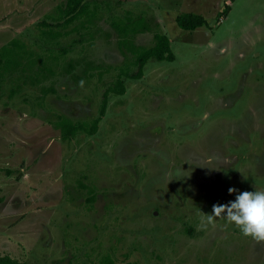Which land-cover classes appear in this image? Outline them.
Returning a JSON list of instances; mask_svg holds the SVG:
<instances>
[{"label": "rangeland", "instance_id": "374dc122", "mask_svg": "<svg viewBox=\"0 0 264 264\" xmlns=\"http://www.w3.org/2000/svg\"><path fill=\"white\" fill-rule=\"evenodd\" d=\"M63 1L0 0V47L24 48L10 45L12 73L0 65V255L264 264V240L223 214L207 221L213 205L264 191V0H103L92 24L51 39L60 27L36 24ZM184 12L206 24L181 29ZM138 18L150 31L133 42L161 32L173 58L147 60L133 79L112 23ZM120 67L126 90L109 96L97 131L63 140L58 116L90 124Z\"/></svg>", "mask_w": 264, "mask_h": 264}, {"label": "trees", "instance_id": "16d2710c", "mask_svg": "<svg viewBox=\"0 0 264 264\" xmlns=\"http://www.w3.org/2000/svg\"><path fill=\"white\" fill-rule=\"evenodd\" d=\"M103 0H64L61 4L56 6V13L52 17V22H39L36 25H44L51 27H57L60 31L51 33V39H55L61 34L68 35L69 32L66 30L69 26L73 25L76 21L81 22L82 27H86L85 24H92V22L98 18L97 13L99 12L100 3ZM227 8L225 9L226 13ZM228 11V10H227ZM144 19L138 18L136 20L126 21V24L112 25L116 28V33L118 34V47L121 52L126 56V52L131 54V60L127 63L132 64L136 67L134 71H131V68L128 67L123 71V68L120 67L116 74L117 77L112 81V83L104 88L101 95V105L99 108L98 116L91 120L90 124L83 122L81 120H70L64 116H58L56 121V126L61 130V137L63 140H71L78 133H85L86 135L94 134L98 129V124L105 114L107 104L109 101V96L111 94H123L126 90L124 83V75L129 78L137 79L140 78L143 74V67L147 60L156 59L162 60L164 58L172 59L173 54L170 49L169 39L167 36L161 32H155L153 34L154 44L152 46H142L137 45L131 39L135 35L150 31L149 26L143 23ZM176 23L181 29L193 31L198 27H201L206 24V19L203 15L193 13V12H184L176 16ZM122 25V26H121ZM72 30H77L75 27L71 28ZM70 30V31H72ZM16 45L19 48L17 49L19 53L24 49L22 44L15 40H10L6 44L0 47V65H3L4 74L12 73L11 68L15 64H21L20 55L16 52L15 48H11L10 45ZM67 51H65L66 54ZM127 58V56H126ZM129 60V59H127ZM72 66L70 65L67 68V72H70ZM49 70V68H47ZM42 69L39 70L41 72ZM123 71V72H122ZM130 73V74H129ZM1 77L3 72H0ZM123 76V77H122ZM40 83L39 80H37ZM54 90L50 87L45 88L44 92H53ZM91 196L88 201L93 200ZM0 264H24L17 261L14 258H11L8 255H0ZM91 264H139L135 261H126L124 263H118L115 261L113 256L109 253L104 254L102 257L92 262Z\"/></svg>", "mask_w": 264, "mask_h": 264}, {"label": "clouds", "instance_id": "9594fccd", "mask_svg": "<svg viewBox=\"0 0 264 264\" xmlns=\"http://www.w3.org/2000/svg\"><path fill=\"white\" fill-rule=\"evenodd\" d=\"M181 171L182 169H177L176 174ZM234 191L236 190L229 189L230 193ZM222 214L244 236L264 240V191L238 192L235 200L228 204L213 205L212 214L207 216V221L212 223Z\"/></svg>", "mask_w": 264, "mask_h": 264}]
</instances>
